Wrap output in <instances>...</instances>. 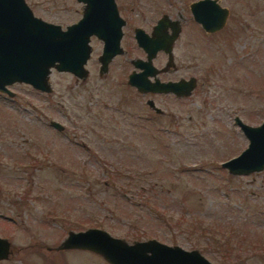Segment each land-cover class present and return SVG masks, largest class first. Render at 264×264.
<instances>
[{
  "label": "rangeland",
  "instance_id": "rangeland-1",
  "mask_svg": "<svg viewBox=\"0 0 264 264\" xmlns=\"http://www.w3.org/2000/svg\"><path fill=\"white\" fill-rule=\"evenodd\" d=\"M24 1L62 28L83 10L76 0ZM192 1L171 0V14L187 19ZM218 3L229 10L223 28L188 39L187 27L177 42L171 76L197 84L182 99H156L162 116L127 84L130 64L98 73L97 45L83 80L52 69L49 93L24 83L8 87L13 97L0 93V236L9 241L0 264H108L89 250H56L69 231L91 227L128 243L196 249L215 264H264V169L231 175L221 167L248 144L234 117L264 120V0ZM153 167L171 190L162 187L143 212L102 185L111 170Z\"/></svg>",
  "mask_w": 264,
  "mask_h": 264
},
{
  "label": "water",
  "instance_id": "water-1",
  "mask_svg": "<svg viewBox=\"0 0 264 264\" xmlns=\"http://www.w3.org/2000/svg\"><path fill=\"white\" fill-rule=\"evenodd\" d=\"M77 1L83 3L81 18L62 28L35 16L24 0H0V93L13 97L14 94L8 87L14 83L28 84L33 89L49 93L51 88L48 77L52 69L85 79L88 73L85 64L91 53L89 41L92 35L104 42L102 53L98 57V73L101 75L107 72L112 57L121 52L117 47L119 32L115 2ZM218 1L197 0L190 4L194 20L205 32H216L225 24L228 11ZM174 28L171 41L178 33V28ZM138 33L141 34V31H137V37ZM138 41L147 52L148 59L146 62L133 61L134 70L138 69L140 72L129 73L127 84L143 94L171 93L177 97L189 96L195 88V79L159 81L156 78L157 70L150 64L157 50L155 41H151L150 47L141 43V39ZM150 77L154 78L153 81H150ZM146 104L155 112H161L153 100L148 99ZM233 120L248 144L237 156L221 163V167L231 175H248L263 170L264 120L256 126L244 123L238 116ZM49 124L58 131L63 130V126L56 121H50ZM67 249L92 251L101 255L108 264H215L196 249L185 250L155 238L128 243L97 227L69 231L56 247V250ZM8 253L9 241L0 237V260L6 259Z\"/></svg>",
  "mask_w": 264,
  "mask_h": 264
},
{
  "label": "flooded vegetation",
  "instance_id": "flooded-vegetation-1",
  "mask_svg": "<svg viewBox=\"0 0 264 264\" xmlns=\"http://www.w3.org/2000/svg\"><path fill=\"white\" fill-rule=\"evenodd\" d=\"M114 2L116 5L117 17H118L117 28L119 32V37L117 40V47L120 48L121 52L112 57V59L108 63V67L112 66L114 63L117 62H119V64H121L120 62H124L130 64L133 67L131 72L132 71L140 72V70L138 69L134 70L133 61L140 60L142 62H146L148 58H147V52H145V49L141 45H139L138 39H141L142 41L141 43H144L147 47L151 46L152 44L151 41L153 40L155 41L154 46H156L157 50L153 55V57L151 58L150 64L154 69L157 70L156 78H158V80L161 82L178 81L180 79L194 78L195 87H196L197 79L192 75L188 76L187 78H183V77L174 78L171 76L177 70L173 51L176 48L177 42L182 37L185 28L189 27V29L186 30L184 33V35L187 36L188 39L189 37H191L190 34L193 32L197 34L196 36L201 35L202 32L205 36L206 34H208V32H205V30L200 26V24L194 20L193 15L190 11V4L192 2L188 5L189 17H187V19L185 20H183V15L181 13H178L174 16L171 14V0H150L148 3L145 0H127V1L114 0ZM219 5L223 8H226L229 13L227 7H224L221 4ZM174 27L178 28V33L176 36H174L173 41H171V36L174 33V29H175ZM137 31H141V34L138 33L139 38L137 37ZM103 44H104L103 40L99 39L98 37L94 35L90 37L89 45L91 47V53L93 50V46L97 45L100 48V53L97 56V61H98V57L102 53ZM164 45L165 48H163ZM133 49L140 51L142 55L135 57L130 56V53ZM171 53L173 57V62H171ZM165 75L171 77H167V76L164 77ZM153 79L154 78L150 77V81H153ZM140 94L146 97V100L152 99L154 103L155 100L160 97L170 96L176 99L183 98V97H177L176 95L171 93L168 94L140 93ZM151 110L152 113H154L156 116L164 115V113H161L162 110L159 113L155 112L153 109Z\"/></svg>",
  "mask_w": 264,
  "mask_h": 264
},
{
  "label": "trees",
  "instance_id": "trees-1",
  "mask_svg": "<svg viewBox=\"0 0 264 264\" xmlns=\"http://www.w3.org/2000/svg\"><path fill=\"white\" fill-rule=\"evenodd\" d=\"M111 171V177L109 176V179H107V183H103L102 185L106 187H112V189L115 191V193L113 194L116 197L115 201L120 200L121 203L131 208L139 207V210L141 207H143L142 212L145 208H148L149 205H152L154 203L153 199L155 198V195H157L162 190V187H168L170 189L167 181H164L163 177L157 174L159 169L156 167L150 169L145 168L144 170L139 168H127V170L118 168L117 170ZM124 176L127 177V182H124V184L119 183L118 180H121V178ZM127 187L130 189V191H127ZM131 190L133 191L131 192ZM118 208L119 204L115 206V210ZM156 216L157 218H159L158 214H156ZM159 219H163L162 214ZM167 220L171 221V217H169V219ZM136 221L137 217L135 218V222ZM102 225L104 224L96 226Z\"/></svg>",
  "mask_w": 264,
  "mask_h": 264
}]
</instances>
